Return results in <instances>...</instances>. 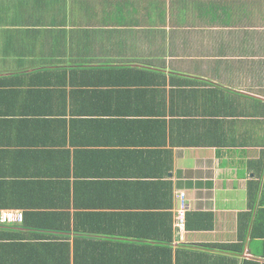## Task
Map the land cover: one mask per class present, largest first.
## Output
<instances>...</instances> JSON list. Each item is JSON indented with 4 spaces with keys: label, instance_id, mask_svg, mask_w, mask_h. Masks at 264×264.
Returning <instances> with one entry per match:
<instances>
[{
    "label": "crops",
    "instance_id": "obj_1",
    "mask_svg": "<svg viewBox=\"0 0 264 264\" xmlns=\"http://www.w3.org/2000/svg\"><path fill=\"white\" fill-rule=\"evenodd\" d=\"M6 195L0 264H264V0H0Z\"/></svg>",
    "mask_w": 264,
    "mask_h": 264
},
{
    "label": "trees",
    "instance_id": "obj_2",
    "mask_svg": "<svg viewBox=\"0 0 264 264\" xmlns=\"http://www.w3.org/2000/svg\"><path fill=\"white\" fill-rule=\"evenodd\" d=\"M7 197H9V196L8 195L3 196L2 199H6ZM12 199L13 200L6 199L5 202L0 205L1 208H26V209H34V207H32V206H28L29 204L28 205L20 204V203L17 202L16 199H14V198H12ZM171 200H172V198L170 197L169 204H167L166 207H171ZM39 215H47L45 217L46 218L45 220H47V221H43V222L39 223L36 226L35 225H29V224H27V219H26L28 216L26 215V213H24V221H23V223L21 225H19V226H6V225H1V227H8V228L34 227V228H38V229L42 230L44 233H51L52 235H48L47 236L49 240H55V239L59 238V236H56L54 232H55V230H63L62 226L60 225L61 227H56L57 226L56 221L51 220V216H49V214L42 213V214H39Z\"/></svg>",
    "mask_w": 264,
    "mask_h": 264
},
{
    "label": "built area",
    "instance_id": "obj_3",
    "mask_svg": "<svg viewBox=\"0 0 264 264\" xmlns=\"http://www.w3.org/2000/svg\"><path fill=\"white\" fill-rule=\"evenodd\" d=\"M179 207L176 210V226L183 227L188 210V204L185 201V195L181 193L179 200ZM24 221V215L18 210H4L0 212V225L19 226Z\"/></svg>",
    "mask_w": 264,
    "mask_h": 264
}]
</instances>
